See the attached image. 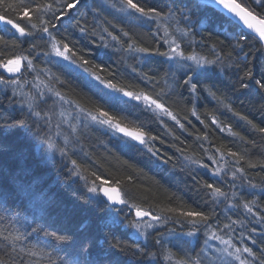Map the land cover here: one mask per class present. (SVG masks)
Listing matches in <instances>:
<instances>
[{
	"label": "snow or ice",
	"instance_id": "snow-or-ice-1",
	"mask_svg": "<svg viewBox=\"0 0 264 264\" xmlns=\"http://www.w3.org/2000/svg\"><path fill=\"white\" fill-rule=\"evenodd\" d=\"M195 7L216 10L232 26L229 50H225L224 41L209 44L203 29L195 32L189 12L171 7L165 10L151 0H0V22L5 25L0 28V91L4 93L0 113L10 110L7 119L0 116V123L34 132L50 152L70 162V178L84 182L88 194L85 202L107 209V218L96 232L87 224L74 225L73 213L67 209L53 217L51 207H41L36 226L26 222L30 230L0 227V264H44L45 260L47 264H120L115 253L131 255L138 264H264V152L257 157L255 152L242 154L228 149L225 155L219 148L211 152L200 143L214 165L204 158L192 161L203 170L190 173L194 194L202 204L190 206L180 197H169L179 204L163 207L134 202L124 180L92 171L103 165L90 157L78 162L69 153L68 146L79 141L80 130H100L116 137L122 150L146 149L167 165L173 157L154 149L152 142L158 137L144 124L130 119V113H124L128 108H141L167 117L187 131L182 123L185 117L173 108L187 101L192 104L191 116L208 128L194 103L205 94L264 135V127L234 112L231 97L218 86L235 91L238 83L241 91L253 92L264 100V65L257 78L253 67L248 66L250 53L245 50L249 41L257 50L264 49V0H197ZM197 34L200 40L195 39ZM145 36L151 38V44ZM88 37L93 38L88 41L93 48L118 53L120 62L131 58L141 65L131 67L139 87L121 82L124 72L117 61L102 59L107 51L97 56L91 48L86 53L78 46L76 41ZM25 44L29 46L26 49ZM98 59L100 63L95 62ZM37 61L44 66L37 68ZM62 76L83 81L94 97L91 107L63 91L69 81ZM210 119L224 131L215 115ZM53 129L56 137H62L63 146L53 139ZM228 132L239 135L231 127ZM196 139L207 141L208 135ZM176 151L183 154L184 148L177 147ZM256 175L259 180L254 179ZM132 182L129 175L127 183ZM15 223L23 227L25 222ZM169 224L179 225L180 230L172 227L162 231ZM120 229L134 231L131 244L118 238ZM41 232L39 246L27 242L33 235L39 238ZM200 236L203 245L197 251L193 239L185 237ZM57 246L71 249L68 258L53 257L49 249Z\"/></svg>",
	"mask_w": 264,
	"mask_h": 264
},
{
	"label": "trees",
	"instance_id": "trees-1",
	"mask_svg": "<svg viewBox=\"0 0 264 264\" xmlns=\"http://www.w3.org/2000/svg\"><path fill=\"white\" fill-rule=\"evenodd\" d=\"M97 2L102 3L103 0H97ZM151 2L159 4L165 10L167 7H171L177 11L189 12L195 32H200L203 29L204 38L209 44L224 41L225 50L231 48L229 42L232 35H234V29L226 23L222 14L217 13L216 10L195 7L196 0H151ZM88 19L90 22L92 21L91 15ZM3 27L5 26L0 25V28ZM225 29H227V32ZM70 38L74 39V37ZM91 39L93 38L88 37L83 38L82 42H76L86 53L90 48L97 56L107 51V56L102 57V59L109 63L117 61L120 70L124 72L121 82L137 84L139 87L138 82L134 79V73L131 72V67L140 68L141 65L131 58L120 62L118 53L93 48L88 43ZM144 39L147 43H152L150 37L145 36ZM195 39L200 40L201 36L197 34ZM96 43H99L98 39ZM23 47L26 49L29 46L25 44ZM245 50L250 53L248 66L253 67L256 77L259 78L262 70L261 66L264 65V49L257 50L256 44L249 41ZM109 57H111V60L108 59ZM53 59L56 58L53 57ZM95 62L100 63L101 60L98 59ZM36 63L37 68L44 66L38 61ZM48 67H51L53 72H57L56 67L52 65H48ZM62 78L69 81L63 91L81 105L91 107V101L94 97L84 86L83 81L73 79L72 76H62ZM29 79H31V76H29ZM248 83L251 86V82ZM218 86L221 87L222 92H226L231 97L235 113L247 116L258 127H264V100H261L253 92L241 91L238 83L235 91L221 85ZM57 87L60 86L57 85ZM2 88L3 86L0 85V89ZM3 95L4 93L0 91V97ZM194 103L200 118L208 124V128H205L195 116H191L192 104L187 103V101L181 102L178 108L173 106L181 117H185V119H182V123L185 124L187 131L181 130L167 117H157L151 112L143 111L141 108H128L124 113H130V119L144 124L152 135L158 137L156 141L152 142L154 149L159 148L165 156L171 155L173 157V162L167 165L163 164L162 161H158L146 149L122 150L116 137L111 136L110 133L105 134L100 130H80L78 132L79 141L74 140L68 146L69 153L72 158L81 163L87 161L89 157L91 160L101 163L103 167L99 169L92 168L91 170L99 171L101 175H106L109 178L124 180V187L130 192L134 202L141 203L143 201L144 206H147L148 203H158L161 207L177 206L179 204L178 200L170 201L169 197H180L190 206H194L196 203L202 204V201L194 194L195 189L190 173L203 170L197 169L192 161L204 158V162L209 163L210 166L214 165L207 160L204 150L199 147L200 143H203L204 148H208L211 152H215L219 148L226 155L227 150L232 149L242 154L255 152L258 157L259 153L264 152V135L253 130L246 121L240 120L233 112L225 110L223 105L217 104L215 100L206 94ZM7 111L10 110L6 109L4 113H0V116L7 119ZM15 115L18 116V113ZM212 115H215L221 122L224 127L223 132L211 123L210 117ZM161 120H163V123H161ZM188 120H191L192 123L189 124ZM229 127L239 135L233 136L229 133ZM205 133L208 135L207 141L196 139L197 136L203 137ZM51 134L53 139L63 146L62 137H56L55 129ZM241 136L244 137L243 141L240 139ZM176 137L179 139H176ZM161 140L164 143H161ZM181 140L184 141L183 144L180 143ZM177 147H183L184 153L176 151ZM183 156H188L190 159L184 160ZM226 158L231 159L230 157ZM173 163L175 167H173ZM68 167H71L70 162H66L65 158H62L58 153L53 154L50 152L34 132L19 126L5 127L0 123V216L5 218V220L0 221V227L14 226L20 231L30 230V226L26 222L31 221V226H36L39 222L41 207H51L53 217H56L57 214L62 215L63 210L67 209L73 213L74 225L81 223L90 225L93 232L102 227L103 220L107 218V209L102 205L85 202L84 198L88 194L83 187L84 182L70 178L67 171ZM248 171L249 175H253L251 170ZM84 174L88 175L87 172ZM129 175L133 177L132 183H127ZM204 178L206 179V177ZM254 179L259 180L260 176L256 175ZM145 188L147 191H144ZM144 197H148V200L144 201ZM233 218L236 217L233 216ZM15 221L25 223L22 227L21 223H15ZM172 227H176L177 231L180 230L179 225L169 224L162 231ZM52 230L54 228H49V231ZM237 231L239 232L240 229ZM134 235V231L131 229H120L117 233L118 238H123L129 244L134 240ZM38 236L39 238L33 235L27 242L39 246V240L43 239V233H39ZM185 239H193V246L196 247L197 251L203 245L202 236L198 238L185 237ZM238 241L239 238L237 237L236 242ZM49 243L54 242L49 241ZM100 243L101 246L106 247L102 244V241ZM61 248H65L67 251H60ZM49 250L52 251L54 258L58 255L68 258V252L71 249L68 246H57L55 249ZM114 258L118 259L120 264H138L136 258L131 255L115 253ZM44 264H47L46 260Z\"/></svg>",
	"mask_w": 264,
	"mask_h": 264
},
{
	"label": "water",
	"instance_id": "water-1",
	"mask_svg": "<svg viewBox=\"0 0 264 264\" xmlns=\"http://www.w3.org/2000/svg\"><path fill=\"white\" fill-rule=\"evenodd\" d=\"M197 1V0H196ZM0 25H2V26H5V25H3V23L2 22H0ZM10 27V26H9ZM5 75H7L6 73H5Z\"/></svg>",
	"mask_w": 264,
	"mask_h": 264
}]
</instances>
